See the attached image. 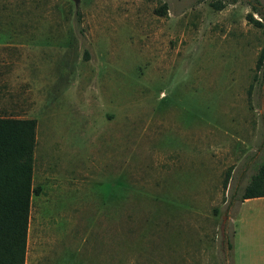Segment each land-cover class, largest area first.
Returning <instances> with one entry per match:
<instances>
[{
	"label": "rangeland",
	"instance_id": "obj_1",
	"mask_svg": "<svg viewBox=\"0 0 264 264\" xmlns=\"http://www.w3.org/2000/svg\"><path fill=\"white\" fill-rule=\"evenodd\" d=\"M253 5L264 12V0H0L7 16L63 19L79 46L54 140L68 163L86 149L75 158L90 176L70 188L38 154L33 184L47 185L38 241L63 233L58 264H264V197L240 201L264 162ZM44 169L61 187L51 197Z\"/></svg>",
	"mask_w": 264,
	"mask_h": 264
},
{
	"label": "crops",
	"instance_id": "obj_2",
	"mask_svg": "<svg viewBox=\"0 0 264 264\" xmlns=\"http://www.w3.org/2000/svg\"><path fill=\"white\" fill-rule=\"evenodd\" d=\"M64 23L63 19L57 17H26V15L15 17L0 13V118H36L33 184L37 178L39 163L37 156L41 154L45 155L43 165L46 169L51 167L55 175L60 177L67 175L66 180L62 178L61 181L69 182L71 188L90 175L86 174L88 171L84 165L85 157L75 158V155L77 157L86 149H79L78 145L68 148L71 153L69 158H73L68 163L61 157V150L64 148L58 147L54 140L58 133L54 128L60 119L58 116L55 119L58 108H61L59 102H63L69 90L76 93L75 89L81 84L79 73L76 71L80 59L79 46L70 37L67 29L64 30ZM63 121L64 119L61 120L59 127L68 134V128H64L66 124L62 123ZM95 140L94 134L90 149L92 158L96 152ZM58 148H60L59 152H57ZM66 150L67 148L63 151ZM92 164L95 165L94 159ZM46 173L50 175L49 182L52 183L48 195L51 197V194L58 189L60 191L61 187L53 184L51 174L47 171ZM44 188L42 192L32 196L25 264H58V258L65 247L63 233L57 232L54 228L58 225V217L51 223L53 230H56L54 234H50L51 242L44 244L41 240L38 241V234H43L44 223L47 222L45 220L48 216L41 218L40 211L39 219L36 218L37 223H40L37 227L32 222L31 215L34 207L40 209L35 204L34 198L37 196L41 199L42 194L45 193ZM91 214L96 219L97 212ZM91 229L92 227L85 230L90 232Z\"/></svg>",
	"mask_w": 264,
	"mask_h": 264
},
{
	"label": "trees",
	"instance_id": "obj_3",
	"mask_svg": "<svg viewBox=\"0 0 264 264\" xmlns=\"http://www.w3.org/2000/svg\"><path fill=\"white\" fill-rule=\"evenodd\" d=\"M212 5L222 6L215 2ZM252 9L246 17L248 22L262 27L264 12L255 5ZM85 54L87 57L89 53ZM263 64L264 49L256 68ZM36 131V118H0V264H25L31 200L41 191L33 186ZM259 197H264V162L246 185L240 201Z\"/></svg>",
	"mask_w": 264,
	"mask_h": 264
},
{
	"label": "water",
	"instance_id": "obj_4",
	"mask_svg": "<svg viewBox=\"0 0 264 264\" xmlns=\"http://www.w3.org/2000/svg\"><path fill=\"white\" fill-rule=\"evenodd\" d=\"M78 0H76V2H77Z\"/></svg>",
	"mask_w": 264,
	"mask_h": 264
}]
</instances>
